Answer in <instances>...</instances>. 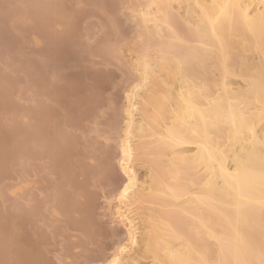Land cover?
<instances>
[{"label": "bare ground", "instance_id": "1", "mask_svg": "<svg viewBox=\"0 0 264 264\" xmlns=\"http://www.w3.org/2000/svg\"><path fill=\"white\" fill-rule=\"evenodd\" d=\"M112 14L132 78L112 125L125 179L108 170L126 241L103 264H264V0Z\"/></svg>", "mask_w": 264, "mask_h": 264}, {"label": "rangeland", "instance_id": "2", "mask_svg": "<svg viewBox=\"0 0 264 264\" xmlns=\"http://www.w3.org/2000/svg\"><path fill=\"white\" fill-rule=\"evenodd\" d=\"M121 1L0 0V264H103L126 241L108 174L125 179Z\"/></svg>", "mask_w": 264, "mask_h": 264}]
</instances>
